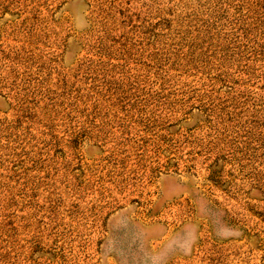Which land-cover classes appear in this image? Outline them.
Instances as JSON below:
<instances>
[{
  "label": "rangeland",
  "instance_id": "1",
  "mask_svg": "<svg viewBox=\"0 0 264 264\" xmlns=\"http://www.w3.org/2000/svg\"><path fill=\"white\" fill-rule=\"evenodd\" d=\"M0 264H264V0H0Z\"/></svg>",
  "mask_w": 264,
  "mask_h": 264
}]
</instances>
